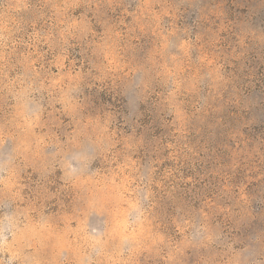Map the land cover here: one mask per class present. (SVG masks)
<instances>
[{
    "label": "rangeland",
    "instance_id": "rangeland-1",
    "mask_svg": "<svg viewBox=\"0 0 264 264\" xmlns=\"http://www.w3.org/2000/svg\"><path fill=\"white\" fill-rule=\"evenodd\" d=\"M0 264H264V0H0Z\"/></svg>",
    "mask_w": 264,
    "mask_h": 264
}]
</instances>
